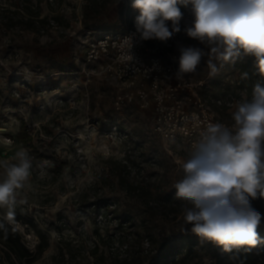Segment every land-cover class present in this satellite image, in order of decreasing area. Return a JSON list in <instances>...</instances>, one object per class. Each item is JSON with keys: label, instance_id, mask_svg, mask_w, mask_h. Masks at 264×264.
<instances>
[{"label": "rangeland", "instance_id": "1", "mask_svg": "<svg viewBox=\"0 0 264 264\" xmlns=\"http://www.w3.org/2000/svg\"><path fill=\"white\" fill-rule=\"evenodd\" d=\"M15 3L51 21V26L29 31L0 25V161L14 162L20 148L32 158L11 224L32 251L39 241L32 224L49 237V249L35 264H90L94 244L100 246L99 256L109 258L111 237L115 248L120 239L129 240L119 253L130 246L131 237L143 249L148 239L153 251L186 232L200 244L192 263L217 264L211 243L201 245L191 225H185V202L175 197L174 184L183 176L181 162L191 148L163 144L152 128L150 108L132 104L117 109L115 86L100 73L101 64H84L82 43L92 37L83 25L85 14L90 27L123 32L139 13L130 8L131 0H0V13L12 12ZM179 7L181 31L172 37L178 58L180 47H203L184 31V24L189 27L193 21L191 5ZM205 60L191 77L206 79L209 96L223 97L230 85L229 92L248 99L237 73L226 71L227 63L217 64L218 74L210 76ZM213 109L232 125L235 107ZM22 121L32 139L28 148L17 139ZM7 138L14 143L7 145ZM251 203L264 225V198ZM6 212L0 209V216ZM134 257L148 264L146 256Z\"/></svg>", "mask_w": 264, "mask_h": 264}, {"label": "clouds", "instance_id": "2", "mask_svg": "<svg viewBox=\"0 0 264 264\" xmlns=\"http://www.w3.org/2000/svg\"><path fill=\"white\" fill-rule=\"evenodd\" d=\"M180 5H191L193 21L184 31L203 47L179 48L178 80L194 73L204 58L209 75L215 76L217 64L233 63L242 54L254 57L262 80L253 85L250 99L237 102L231 126L210 123L201 132L181 162L183 176L174 184L175 197L185 202V225L202 240L226 252L255 247L262 242L257 232L262 217L251 201L264 198V0H133L139 15L135 32L124 39L128 52L134 38L167 42L179 33ZM13 161H0V209H7L0 230L5 233L32 169L24 148L15 152Z\"/></svg>", "mask_w": 264, "mask_h": 264}, {"label": "built area", "instance_id": "3", "mask_svg": "<svg viewBox=\"0 0 264 264\" xmlns=\"http://www.w3.org/2000/svg\"><path fill=\"white\" fill-rule=\"evenodd\" d=\"M138 15L123 32L88 31L87 35L92 37L82 43L85 47L84 64H101L100 73H104L115 86L114 106L117 109L132 104L145 111L150 108L153 111L152 128L163 144L186 143L192 149L208 124L219 122L228 125L213 109L215 106L231 110L243 100L233 93L226 97L209 96L206 79L195 80L191 77L192 73L178 80V55L169 51L165 53L167 48L156 50L145 41L134 38L129 53L128 42L124 39L135 32ZM167 44L174 46L175 41L170 38ZM5 143L12 145L14 141L7 138ZM142 244L144 249L147 245L145 250L142 247L146 254L153 253L148 239Z\"/></svg>", "mask_w": 264, "mask_h": 264}, {"label": "trees", "instance_id": "4", "mask_svg": "<svg viewBox=\"0 0 264 264\" xmlns=\"http://www.w3.org/2000/svg\"><path fill=\"white\" fill-rule=\"evenodd\" d=\"M97 2L93 5L94 13L97 9ZM132 2L130 3V8H132ZM17 4L14 5V10L5 11L4 9L0 13V25L6 26L8 29L21 28L24 30H33L39 26H44L48 24L51 26V21L48 18L41 19L39 14H34L32 9L17 7ZM6 14V16H5ZM87 14V13H86ZM83 19L84 28L87 31L95 33H109L103 31L101 27H90L88 24V14ZM132 21V20H131ZM131 23V22H130ZM145 43L156 50H163V48H168L167 50L172 53L174 52V46H168L167 42H160L159 40H147ZM226 71L237 73L239 76V85L242 90L247 92L248 99L251 98L253 85L262 80V78L256 73L255 59L252 56L241 55L238 57L235 62L226 64ZM247 72L249 78L242 79L241 74ZM230 85H227V91L221 94L223 97L231 94L229 92ZM17 139L22 144L23 147L28 148L32 142L31 135L27 130L25 121H22L21 127L18 132ZM127 167V166H125ZM140 187H137L139 190ZM136 190V189H135ZM108 206L105 205L104 208ZM110 206V205H109ZM4 216H0V220ZM128 220L124 222L127 224ZM26 224H29L28 222ZM30 226V224H29ZM8 231L5 233L0 230V264H35L40 260L45 252L49 249L50 239L49 237L40 229H38L33 224L31 227L33 231L39 238L37 245L35 246L36 250L32 251L25 244L24 237L21 232H18L14 225L11 223L7 225ZM123 227V226H122ZM258 236L261 239V243L257 244L255 247L244 246L239 249H232L230 252H226L223 249V246L218 245L212 241L210 248L216 254L218 258L217 264H264V225L260 224L257 228ZM127 238L120 239L118 245L119 248H115V240L109 238L107 241L110 246V256L107 258L105 254H100V246L97 244L93 245V250L91 252L93 256V261L89 262L90 264H143L137 263L139 257L135 258L137 255L146 256L148 264H193L195 256L198 254L197 247L200 245L197 241L195 235L191 233H184L179 237L174 239L165 240L159 243L153 250L152 254H146L142 249L141 244L136 243L133 237L130 238V246L126 245V249L122 250L123 253H119L121 247L124 246L129 240ZM206 240L200 238L201 245ZM122 244V245H121ZM116 251V253H114ZM134 256L130 255V252ZM122 257L120 258V256Z\"/></svg>", "mask_w": 264, "mask_h": 264}, {"label": "bare ground", "instance_id": "5", "mask_svg": "<svg viewBox=\"0 0 264 264\" xmlns=\"http://www.w3.org/2000/svg\"><path fill=\"white\" fill-rule=\"evenodd\" d=\"M3 130V129H2Z\"/></svg>", "mask_w": 264, "mask_h": 264}]
</instances>
